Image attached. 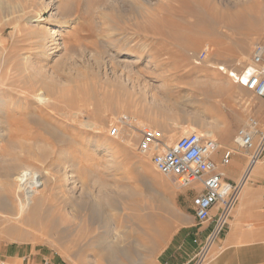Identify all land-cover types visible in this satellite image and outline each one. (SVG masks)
Listing matches in <instances>:
<instances>
[{
    "label": "rangeland",
    "instance_id": "1",
    "mask_svg": "<svg viewBox=\"0 0 264 264\" xmlns=\"http://www.w3.org/2000/svg\"><path fill=\"white\" fill-rule=\"evenodd\" d=\"M28 2L0 0V21L9 5ZM62 2L74 13L61 29L76 26L68 49L52 47L25 71L18 56L22 42L13 40L12 28L0 38V166L18 163L13 178L28 169L47 181L31 217L8 224L3 203H17V188L13 178L0 177V262L109 264L95 256L119 233L129 259L116 264H179V250L195 248V237L182 230L195 216L201 186L180 188L159 172L151 154L137 150L139 130L155 128L171 145L185 130L208 133L209 123L225 148L235 147L233 138L250 117L264 128V97L218 67L241 72L251 64L254 47L264 45V0L56 1ZM45 9L48 21L52 10ZM205 48L206 59L196 63L195 54ZM5 49L11 57L2 55ZM240 55L246 62L235 60ZM219 79L231 88L217 89ZM34 87L51 92L48 106L35 102ZM123 116L133 118L135 128L119 125ZM222 120L230 127L220 136ZM244 153L238 148L234 158ZM73 171L75 194L68 176ZM216 254L211 250L206 264Z\"/></svg>",
    "mask_w": 264,
    "mask_h": 264
},
{
    "label": "built area",
    "instance_id": "2",
    "mask_svg": "<svg viewBox=\"0 0 264 264\" xmlns=\"http://www.w3.org/2000/svg\"><path fill=\"white\" fill-rule=\"evenodd\" d=\"M208 52L209 48H205L195 54V62L204 61ZM218 67L225 73V66ZM232 78L255 95L264 97L263 44L259 43L254 47L251 64L241 72H235ZM118 124L129 130L137 125L133 118L126 116L120 117ZM139 134L141 138L137 150L143 154H151L152 162L159 172L173 178L180 188L201 186L196 198L195 216L200 223L213 221L214 226L207 242L196 254L194 264H206L213 244L231 221L252 170L262 160L264 128L259 126L255 117H250L249 122L235 134V147L225 148L212 134L198 131L183 135L171 145L166 143L155 128L140 127ZM238 148L245 151L246 164L241 177L235 182L229 179L226 168L230 166ZM0 264L14 263L2 260Z\"/></svg>",
    "mask_w": 264,
    "mask_h": 264
},
{
    "label": "bare ground",
    "instance_id": "3",
    "mask_svg": "<svg viewBox=\"0 0 264 264\" xmlns=\"http://www.w3.org/2000/svg\"><path fill=\"white\" fill-rule=\"evenodd\" d=\"M26 1H28V0H26ZM56 1L57 0H51L49 2H47V0H30V2L25 3L26 5L18 6L16 9L14 7H10V5H9V9H8L7 12L4 9L5 13H3L4 15H3V17H2V19L0 21V38H1V34H3L6 31L7 27H11L12 28V38H13V40L14 41L15 40H20L22 42V43H20L21 52H20V54L18 56L23 60L24 68L23 67L21 68V66L19 68L25 69V71L27 70V64L28 63L34 62L33 61L34 58H37V57L41 58L45 54L47 55V51L49 49H51L52 47H54L56 49V51L60 50V49H63V48L68 49V45L69 44H68L67 40L70 39L71 35L74 32V29H76V26L75 27L72 26L71 28L69 27V28H67L66 31L62 30L61 28H62V25H63L64 22L69 24L72 21V19L70 17L69 18L71 19V21H70V19L68 20L66 18L68 16H72L74 12L73 11L71 12V10H69V8H66L67 5H64L65 2L64 3L62 2V4H59V3L57 4ZM45 8H50V10H52L51 14L49 15L50 17H49L48 21H45L43 19L44 14H45V10H46ZM2 10H3V8H2ZM0 16H2V15H0ZM54 23H55V26H53L54 27L53 28L50 25H52V24L54 25ZM63 31H64V33H63ZM2 44L5 45L4 41H2ZM15 44H17V43H15ZM2 47L4 49L5 46H2ZM10 53H11V50L6 51V49H5V50H3L2 55L6 56L7 54H10ZM30 53L31 54L36 53L34 55L35 57H33V55L31 56ZM11 54H13V53H11ZM11 54H10V56L8 55L7 57L8 58L11 57ZM15 56L12 55V57H15ZM2 57H4V56H2ZM113 58H116V57H113ZM15 60L17 61L19 59H17V57H16ZM235 60L238 63H240V64L244 63V62H246V56L245 55L237 56L235 58ZM118 62H120V61H118ZM209 64L211 66H215L213 63H209ZM15 65H17V64H15ZM248 66H246L245 68H247ZM15 68H17V67H15ZM19 68H17V69H19ZM20 71L22 72V70H20ZM224 71L229 76H231V77L233 76L234 77V74H235L234 71L227 70L225 68H224ZM3 80H4V78H3ZM219 80L220 81H218L219 83L217 85L218 87L216 86L217 89L219 88V90H224V89H230L231 88L230 82H228L226 80H223V79L222 80L219 79ZM31 86H35V84H33ZM241 87L244 88L243 85H241ZM31 88L33 89V87H31ZM42 88L39 87V88L35 89V87H34L35 91H33V96H32V97L35 98V100H36L35 102H38L39 105L47 103L50 100L49 98L52 97V96L49 97L51 92L46 91V93L49 92L48 93L49 95L47 96L46 93L43 92L44 91L43 89H45V87L43 89ZM24 90L27 91L29 89H24ZM27 93H28V91H27ZM30 94H32V93H30ZM25 99H26V97H25ZM2 102H3V100L0 97V105L2 104ZM49 102H52V101H49ZM6 105H8V104H6ZM47 106H48V103H47ZM217 108H218V110L222 111L221 107L217 106ZM5 109H4V111H5ZM42 110H44V109H42ZM42 110H41V112H42ZM37 115H40L41 116L40 118L42 119V117H43L42 114L37 113ZM37 119H38V117H37ZM44 120H46V119H44V117H43L42 121L45 122ZM55 120H56V118H55ZM88 122H86V123H88ZM88 124H87V126H90ZM91 125L92 126H97L96 123H91ZM206 126L209 127V129L207 130L208 134L214 135L213 131L210 129L212 127L211 124L208 123V124H206ZM229 127H230L229 121L228 120H222L220 122V125H219V128H218L220 136H221V133H222V135H223V133H225V134L228 133ZM4 128L5 127H2L0 125V134H1V132H3ZM101 128H102L101 126H100V128L97 127V129L94 130L95 133H96V131L98 129L100 130ZM194 129L195 128H193V130ZM47 131L50 132V134H53L54 129L52 127H50V126H47ZM183 133L187 134V133H189V130H185ZM81 147H82V145L80 146V148ZM82 149H83V147L81 148V150ZM74 161H75V159H74ZM82 162H83V160L80 159V160H78V162L75 161L74 164L75 165L76 164L80 165ZM72 164H70L69 166H72ZM4 166L5 167L0 166V177H5V178H7L9 180H12V178L16 174L15 170L19 168V164L18 163L17 164H12L11 163L10 166L6 165V164ZM253 171H254V169L252 170L251 175H252ZM68 176L70 177L69 179L72 180L71 182H72L73 186L71 187V189H72L73 193L75 194L76 193L75 190L78 189V186L76 184V182L78 180V177H77L78 174H77L76 171L75 172L73 171ZM12 182L16 185V188H17L16 189V193H17L16 195H17L18 200H17V203H14L15 201H12L13 199L12 200L11 199H6V201L3 203L4 208L7 210L6 213H3V218L5 219V221L8 224H10L12 222H17L18 223L23 218L31 217V215L34 213V210H36V208L38 207L39 203L43 200L44 194H45L44 188L47 186V181H45L43 179V177L38 172L32 171V170H28V169L27 170H23L22 172H19L18 176H15V178H13ZM153 184L156 185L158 183L155 180V181H153ZM165 198L163 199L164 205L167 202V200ZM94 211L95 210L93 209V212ZM114 227H116V224H114ZM111 238H113L112 240H114L113 244H111V245H109V246H107L105 248L101 247L100 253H98V255H96L95 257H97L96 258L97 260L101 259V261L105 260L109 264L110 263L116 264L118 259L120 260V259H122L124 257L128 258L129 257V253L126 250V247H124V246L122 247L121 246L123 241L120 240L121 235L119 233L118 234L114 233V235H112ZM104 241L105 240L102 239L100 241L99 245H102ZM122 262H123V259H122Z\"/></svg>",
    "mask_w": 264,
    "mask_h": 264
},
{
    "label": "crops",
    "instance_id": "4",
    "mask_svg": "<svg viewBox=\"0 0 264 264\" xmlns=\"http://www.w3.org/2000/svg\"><path fill=\"white\" fill-rule=\"evenodd\" d=\"M243 156L242 160L233 156L226 168L232 181L237 182L241 177L246 164L245 154ZM261 163L262 166L254 168L251 180L245 184L227 231L212 246L211 250H216L217 254L207 264H264V154ZM184 225L182 231L196 239L195 248L193 245L188 251L184 246L179 250L178 263L194 264V258L207 242L214 222L200 223L196 216H192Z\"/></svg>",
    "mask_w": 264,
    "mask_h": 264
},
{
    "label": "snow or ice",
    "instance_id": "5",
    "mask_svg": "<svg viewBox=\"0 0 264 264\" xmlns=\"http://www.w3.org/2000/svg\"><path fill=\"white\" fill-rule=\"evenodd\" d=\"M245 83H247V81H245Z\"/></svg>",
    "mask_w": 264,
    "mask_h": 264
}]
</instances>
